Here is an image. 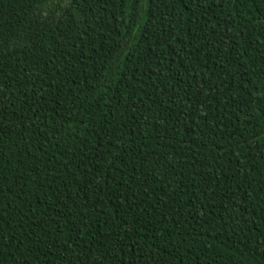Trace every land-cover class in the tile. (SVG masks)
Returning <instances> with one entry per match:
<instances>
[{
  "label": "trees",
  "instance_id": "obj_1",
  "mask_svg": "<svg viewBox=\"0 0 264 264\" xmlns=\"http://www.w3.org/2000/svg\"><path fill=\"white\" fill-rule=\"evenodd\" d=\"M0 264H264V0H0Z\"/></svg>",
  "mask_w": 264,
  "mask_h": 264
},
{
  "label": "rangeland",
  "instance_id": "obj_2",
  "mask_svg": "<svg viewBox=\"0 0 264 264\" xmlns=\"http://www.w3.org/2000/svg\"><path fill=\"white\" fill-rule=\"evenodd\" d=\"M66 1H68V0H54L55 3H60V2L64 3Z\"/></svg>",
  "mask_w": 264,
  "mask_h": 264
}]
</instances>
